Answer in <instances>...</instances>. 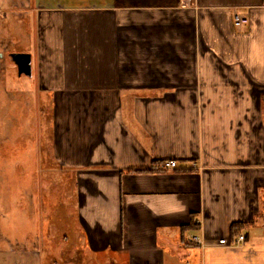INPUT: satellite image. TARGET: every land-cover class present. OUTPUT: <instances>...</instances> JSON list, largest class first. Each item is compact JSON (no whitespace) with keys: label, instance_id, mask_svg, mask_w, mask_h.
I'll list each match as a JSON object with an SVG mask.
<instances>
[{"label":"crops","instance_id":"1","mask_svg":"<svg viewBox=\"0 0 264 264\" xmlns=\"http://www.w3.org/2000/svg\"><path fill=\"white\" fill-rule=\"evenodd\" d=\"M31 3L71 264H264V0Z\"/></svg>","mask_w":264,"mask_h":264},{"label":"rangeland","instance_id":"2","mask_svg":"<svg viewBox=\"0 0 264 264\" xmlns=\"http://www.w3.org/2000/svg\"><path fill=\"white\" fill-rule=\"evenodd\" d=\"M33 7L0 0V264H44L51 254L47 264H71L76 174L54 157L52 105L40 103L37 75L19 76L10 56L37 47Z\"/></svg>","mask_w":264,"mask_h":264},{"label":"built area","instance_id":"3","mask_svg":"<svg viewBox=\"0 0 264 264\" xmlns=\"http://www.w3.org/2000/svg\"><path fill=\"white\" fill-rule=\"evenodd\" d=\"M236 20H237V23L239 25H242V24H246L249 22V19L247 17H244L240 14H237L236 16ZM178 165H177V162L176 161H167L163 167L164 168H176ZM248 240V236L247 234H240L238 235L237 237H235L234 239H228V238H222L219 240V243L220 244H223V245H229V246H232V245H242L244 244L246 241ZM194 241L197 242V243H201L202 240L199 239V237H195L194 238Z\"/></svg>","mask_w":264,"mask_h":264},{"label":"water","instance_id":"4","mask_svg":"<svg viewBox=\"0 0 264 264\" xmlns=\"http://www.w3.org/2000/svg\"><path fill=\"white\" fill-rule=\"evenodd\" d=\"M10 56L18 68V74L20 76L22 75L32 76L33 65H32V54L31 53L12 52Z\"/></svg>","mask_w":264,"mask_h":264}]
</instances>
